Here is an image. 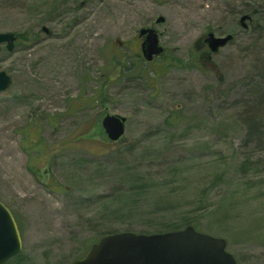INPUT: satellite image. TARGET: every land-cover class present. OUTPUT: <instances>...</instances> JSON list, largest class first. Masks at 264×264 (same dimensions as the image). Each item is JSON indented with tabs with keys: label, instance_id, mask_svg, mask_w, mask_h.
<instances>
[{
	"label": "rangeland",
	"instance_id": "1",
	"mask_svg": "<svg viewBox=\"0 0 264 264\" xmlns=\"http://www.w3.org/2000/svg\"><path fill=\"white\" fill-rule=\"evenodd\" d=\"M151 25L166 52L144 62L134 38ZM208 31L234 36L213 68L194 48ZM7 32L0 202L22 243L8 264H71L103 234L185 226L264 264V0H0ZM103 112L126 118L123 143Z\"/></svg>",
	"mask_w": 264,
	"mask_h": 264
},
{
	"label": "water",
	"instance_id": "2",
	"mask_svg": "<svg viewBox=\"0 0 264 264\" xmlns=\"http://www.w3.org/2000/svg\"><path fill=\"white\" fill-rule=\"evenodd\" d=\"M248 16L240 19L245 29ZM157 23H163L159 17ZM43 32L48 33L46 28ZM139 37H144L141 51L144 60L163 53L159 46L158 35L153 28H141ZM233 40L231 35L215 37L212 32L206 35L205 42L211 54ZM16 37L13 33H0L1 46L8 52L13 51ZM211 57V56H210ZM12 84V79L4 71H0V93L5 92ZM126 118L119 115L104 114L101 121L106 139L109 142L124 140ZM21 239L15 220L9 210L0 202V264L6 263L21 251ZM71 264H237L226 252V241L195 231L186 226L178 231L157 234H135L121 232L101 237L91 246L88 252Z\"/></svg>",
	"mask_w": 264,
	"mask_h": 264
},
{
	"label": "flooded vegetation",
	"instance_id": "3",
	"mask_svg": "<svg viewBox=\"0 0 264 264\" xmlns=\"http://www.w3.org/2000/svg\"><path fill=\"white\" fill-rule=\"evenodd\" d=\"M152 1H155V0H152ZM158 19V18H157ZM164 19V18H163ZM157 21V20H156ZM155 21V22H156ZM156 24H159L156 22ZM149 28H153L155 30V28L151 25L149 26ZM209 33V32H208ZM207 33V34H208ZM206 34V35H207ZM228 34V33H227ZM226 33H223V34H220V35H217L218 37H222V36H226L227 35ZM206 35H203L201 38H199L196 43L194 44V48L197 50L198 52V56H199V59H204L206 61V63L213 68L212 66V63H211V57H210V54H209V48H208V44L205 42V39H206ZM143 37H139L138 35L134 38L135 42H137L138 46H139V51H140V57L143 59L142 57V54H141V43L143 41ZM165 50H164V53L165 54ZM158 58V57H157ZM156 59V58H155ZM144 60V59H143ZM154 60V59H153ZM152 60V61H153ZM146 62V61H144ZM101 115V114H100ZM101 127V125H100Z\"/></svg>",
	"mask_w": 264,
	"mask_h": 264
},
{
	"label": "bare ground",
	"instance_id": "4",
	"mask_svg": "<svg viewBox=\"0 0 264 264\" xmlns=\"http://www.w3.org/2000/svg\"><path fill=\"white\" fill-rule=\"evenodd\" d=\"M215 1H217V0H214V2ZM212 5H214L215 6V4H212ZM129 7H130V4L127 2V1H123L122 3H121V9H122V11H127L128 9H129ZM206 12V11H205Z\"/></svg>",
	"mask_w": 264,
	"mask_h": 264
},
{
	"label": "trees",
	"instance_id": "5",
	"mask_svg": "<svg viewBox=\"0 0 264 264\" xmlns=\"http://www.w3.org/2000/svg\"><path fill=\"white\" fill-rule=\"evenodd\" d=\"M16 37L18 38L19 36L16 35ZM180 228H182V227H180ZM180 228H179V229H180ZM159 233H160V232H159ZM108 234H113V233H106V234H103L102 236H105V235H108ZM102 236H101V237H102ZM19 256H20V255L16 256V257L13 258V259L18 260V259L20 258ZM13 259H11V260H13ZM11 260H10V261H11ZM10 261H8L6 264H8Z\"/></svg>",
	"mask_w": 264,
	"mask_h": 264
}]
</instances>
